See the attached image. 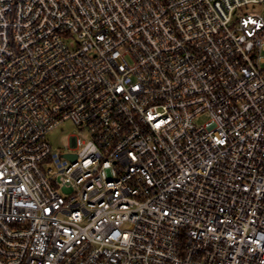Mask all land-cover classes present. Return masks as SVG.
<instances>
[{
  "label": "built area",
  "instance_id": "built-area-1",
  "mask_svg": "<svg viewBox=\"0 0 264 264\" xmlns=\"http://www.w3.org/2000/svg\"><path fill=\"white\" fill-rule=\"evenodd\" d=\"M262 51L264 0H0V264H264Z\"/></svg>",
  "mask_w": 264,
  "mask_h": 264
},
{
  "label": "rangeland",
  "instance_id": "rangeland-1",
  "mask_svg": "<svg viewBox=\"0 0 264 264\" xmlns=\"http://www.w3.org/2000/svg\"><path fill=\"white\" fill-rule=\"evenodd\" d=\"M261 55L264 57V51H262ZM262 67H264V64H262ZM202 121L198 120L199 123ZM73 134L85 138L83 132L72 121L64 120L47 132L46 139L51 145L53 152L62 153L69 143V136Z\"/></svg>",
  "mask_w": 264,
  "mask_h": 264
},
{
  "label": "water",
  "instance_id": "water-1",
  "mask_svg": "<svg viewBox=\"0 0 264 264\" xmlns=\"http://www.w3.org/2000/svg\"><path fill=\"white\" fill-rule=\"evenodd\" d=\"M70 157L74 158V155H70Z\"/></svg>",
  "mask_w": 264,
  "mask_h": 264
}]
</instances>
